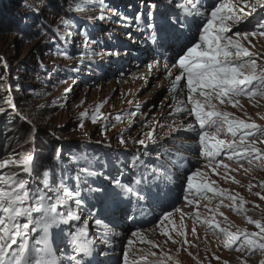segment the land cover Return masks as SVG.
Masks as SVG:
<instances>
[{
    "label": "rangeland",
    "instance_id": "1",
    "mask_svg": "<svg viewBox=\"0 0 264 264\" xmlns=\"http://www.w3.org/2000/svg\"><path fill=\"white\" fill-rule=\"evenodd\" d=\"M179 2L182 0H173L169 6V0H105L101 6L93 0H0V107L5 109L0 113V161L9 158L13 150L18 159L21 152L31 149L39 166L37 172L42 175L59 159L60 164L66 162L65 169L82 167L83 162L73 160V153L78 152L79 156L89 153V159L107 160L113 165L104 170L106 174H115L119 168L125 182L140 179L141 186L146 184L150 189L146 200L127 206L133 209L128 214L134 219H127L123 214L126 205H117L111 199L105 201L103 210L96 204L92 215L87 206L78 209L73 201L58 206L62 213L71 207L75 214L82 216V221H88L87 224L74 219L69 222L75 232L83 230L82 239L90 247V252L80 257L82 264H119L127 237L136 230L159 247L152 248L138 238L129 246L130 260L139 259L151 249L158 256L161 253L171 256L173 259L167 264H224L225 261L261 264L264 261L262 250L256 249L254 254L247 247L237 251L243 236L232 248H225L226 237L205 223L213 220L232 232L259 231L248 218L264 222V160L249 164L247 160H229V153L222 152L209 167V160L200 155L198 146L187 147L194 136L185 131V126L194 122V116L175 111L181 101L191 108L187 103V89L183 93L170 91L174 75L179 74L171 67L178 49L168 44H153L152 30L146 23L130 21V27L123 20L117 23L116 12L133 17L137 12L146 13L150 4L157 6L153 9L157 25L162 22V13H167L173 21L178 15L183 19L182 11L175 8ZM203 2L207 6L211 0ZM218 2L231 3L237 14L240 8L245 13L251 12L233 27V33L251 31L258 22H264V6L256 4V0H248L247 4L244 0ZM64 20L70 23L65 25ZM130 31L131 37L126 35ZM241 42L257 54L258 64L264 65V37L257 34ZM64 52L67 55L61 54ZM82 52L90 59L82 57ZM115 52L119 55L111 54ZM153 61L158 64L149 69L147 66ZM165 64L173 76L168 75ZM185 84L186 80H182L181 86ZM238 99L242 107L221 105L215 100L213 103L218 110L232 113L230 118L264 126V98L242 95ZM100 104L102 115L93 123L92 113ZM82 112L87 115L81 117ZM148 132L152 133L151 139L146 136ZM218 138L232 139L230 134H221ZM139 139H145L146 144H138ZM257 147L264 152V137L257 140ZM58 148L62 149L61 156L54 159ZM221 159L229 169L221 165L213 172L216 161ZM133 160L135 168L128 167ZM93 164L96 166L95 160ZM161 164L168 169L165 175L146 171V166ZM197 168L202 173L198 180L225 190V195L187 193L186 176ZM10 171L25 176L19 168ZM29 179L33 187L38 183L35 174ZM67 183L74 186L72 180ZM185 195L194 203L189 204ZM229 195L237 197V208L241 199L245 201L243 208L231 207ZM91 203H95L94 198ZM164 212L172 213L171 223L169 220L161 223ZM105 213L111 223L105 220L96 225L94 220L104 219ZM165 225L172 239L163 233ZM174 226L177 231L173 230ZM178 231L186 233L189 243H184L185 237ZM56 245L65 248L59 240ZM57 258L66 261V253H57Z\"/></svg>",
    "mask_w": 264,
    "mask_h": 264
},
{
    "label": "snow or ice",
    "instance_id": "2",
    "mask_svg": "<svg viewBox=\"0 0 264 264\" xmlns=\"http://www.w3.org/2000/svg\"><path fill=\"white\" fill-rule=\"evenodd\" d=\"M93 2L101 6L105 4V0H93ZM172 3L173 0H169V6ZM244 3L247 4L248 0H244ZM256 4L264 6V0H256ZM156 7L155 4H150L146 13L137 12L133 17L119 12L115 15L119 18L117 23L123 20L128 27L131 26L130 21H135L137 24L146 23V27L152 30L150 38L153 44H168L169 47L178 49L177 57L174 58L171 67L177 69L179 74L174 75L167 64L164 67L168 70L169 76L174 75L170 86L173 94L177 91L183 93L185 88L187 89V103L191 108L181 101L180 106L175 109L178 113L194 116V122L185 126V131L194 136L191 143L186 146L189 148L198 146L200 155L209 160V167L222 152L229 153V160L234 158L247 160L249 164L254 160H264V152L257 147V140L264 137V126L243 119L230 118L232 113L218 110L217 105L213 103L215 100L221 105L227 103L233 107H242L238 99L242 95L251 98L259 95L264 98V65L258 64L257 54L250 52L241 42L242 39L248 40L249 36L256 37L257 34L264 37V22H258L251 31L233 33V27L242 21L244 15H251V12L245 13L244 8H240L237 14L231 3L218 2V0H211L207 6L203 0L200 2L182 0L175 3V8L182 11L183 19L178 15L173 21L167 13H162V22L157 25L154 22L153 11ZM63 23L67 25L70 22L64 20ZM126 35L131 37L132 32ZM61 54L67 55L66 52ZM111 54L119 55V52ZM81 56L90 59L86 52H82ZM155 64H158V61L149 63L147 67L152 69ZM182 80H186L183 87ZM66 91H70V88ZM102 106V104L97 105L94 109L91 116L93 123L102 115L100 112ZM4 112L5 109L0 107V113ZM86 115L87 112L80 113L81 117ZM116 119L120 117L117 116ZM221 134H230L232 139H219L218 136ZM146 136L151 139L152 133L148 132ZM120 142L125 143L123 137ZM136 142L140 145L146 144L145 139ZM61 153L62 149H56L54 159L59 158ZM144 155L148 153L145 152ZM159 156L158 152L157 158ZM72 158L77 163L83 161V166L73 170L62 169L58 176L52 174L53 170H44L42 175L38 173L39 166L35 163V154L31 149L21 152L18 159L13 150L9 158L0 161V264H82L80 257L87 255L90 247L82 239L83 230L81 229L79 233L75 232L69 223L73 219L82 221V216L75 214L71 207L62 213L58 211V206H66L69 201H73L78 209L82 210L87 206L89 215H92L96 204H100L103 210L105 201L111 199L117 205H126L122 209L123 214L127 219H134V216L128 214L133 209L127 206L138 204L148 198L150 189L146 184L142 187L140 179L125 182L122 178L124 173L119 168L115 174L111 172L106 174L104 170L113 166L107 160L89 159L87 156L77 157L75 153ZM93 160L96 161V166ZM119 163V160L115 161V164ZM140 163L144 162L140 161ZM221 165L226 170L229 169V165L224 164L221 159L216 161V167H213L212 171L216 172V168ZM127 166L135 168L136 161L133 160L132 164ZM13 168H19L25 176L21 177L16 171H10ZM146 171L165 175L168 169L161 164L155 167L146 166ZM34 174L38 183L33 187L29 178ZM201 176L199 168L186 176L187 193L195 195L211 192L220 196L225 195V190L214 188L210 183L197 179ZM69 180L74 182V186L67 183ZM93 198L95 203H91ZM228 198L233 202L231 207L237 210L243 208L245 201L241 199L237 208L235 203L237 197L229 195ZM184 199L189 204L194 203L189 199V195H185ZM171 215L170 212H164L160 218L161 223L169 220ZM197 218H199L198 213ZM248 219L259 231L232 232L227 227H221L219 222L207 220L205 223L209 227H215L226 237L223 245L225 248H232L243 236L242 245L237 247V251H244L245 247L253 254L256 249L264 251V222L259 219L253 220L251 217ZM105 220H108L106 213L104 219L97 218L94 222L96 225H101ZM82 223L87 224L88 221L83 220ZM108 223L110 224L111 221L108 220ZM173 230L177 231L175 226ZM163 233L168 239H172L167 233L166 225ZM193 233L195 234V228ZM178 234L185 237V244L189 243L184 231H178ZM135 238H139L141 243L151 245L152 248L159 247L153 241L146 240L140 230L132 231L127 237V245L123 248L119 264H167V261L173 259L166 253L158 256L156 251L149 249L141 254L139 259L130 260L129 246L136 243ZM57 240L65 244L64 249L56 245ZM175 242L173 240V243ZM62 251L66 253V261L57 258V253ZM149 256L154 259L149 260ZM224 264L229 262L225 261ZM261 264H264V261Z\"/></svg>",
    "mask_w": 264,
    "mask_h": 264
},
{
    "label": "trees",
    "instance_id": "3",
    "mask_svg": "<svg viewBox=\"0 0 264 264\" xmlns=\"http://www.w3.org/2000/svg\"><path fill=\"white\" fill-rule=\"evenodd\" d=\"M93 152H94V153H99V152H97L96 150H93ZM75 154H77V157H83V156H81V155L79 156L78 152L75 153ZM86 155H87L88 158L90 157V154H89V153H86ZM95 155H96V154H95ZM60 162H61L60 159L57 160V164H55V166H53V167L50 168L51 170H53V172H52L53 174H58V173H60V171H61L62 169H65V166H67L66 162H65V164H63V163L60 164ZM81 162H83V161H81ZM57 165H59V166H57ZM67 169H69V168H67Z\"/></svg>",
    "mask_w": 264,
    "mask_h": 264
},
{
    "label": "bare ground",
    "instance_id": "4",
    "mask_svg": "<svg viewBox=\"0 0 264 264\" xmlns=\"http://www.w3.org/2000/svg\"><path fill=\"white\" fill-rule=\"evenodd\" d=\"M135 239H138V238H135Z\"/></svg>",
    "mask_w": 264,
    "mask_h": 264
}]
</instances>
